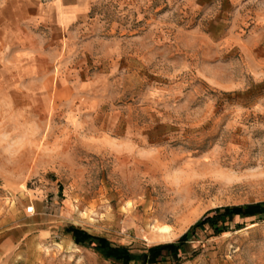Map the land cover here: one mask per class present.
I'll return each mask as SVG.
<instances>
[{
  "label": "rangeland",
  "instance_id": "374dc122",
  "mask_svg": "<svg viewBox=\"0 0 264 264\" xmlns=\"http://www.w3.org/2000/svg\"><path fill=\"white\" fill-rule=\"evenodd\" d=\"M14 10L0 9V264H119L68 229L143 253L264 204V0H96L65 29ZM219 230H197L180 264H264V214Z\"/></svg>",
  "mask_w": 264,
  "mask_h": 264
},
{
  "label": "trees",
  "instance_id": "16d2710c",
  "mask_svg": "<svg viewBox=\"0 0 264 264\" xmlns=\"http://www.w3.org/2000/svg\"><path fill=\"white\" fill-rule=\"evenodd\" d=\"M264 214V204H257L248 207H227L216 209L213 215L208 214L198 221L186 234L177 242L157 245L147 249L143 253H133L128 247L113 246L110 241L103 237H95L76 228H69L68 233L72 234L79 246L93 248L106 260H112L119 264H161L170 258L175 264H180L182 257L187 254V247L197 230L207 225L220 232L219 225L232 221L236 216H255ZM225 230V229H223Z\"/></svg>",
  "mask_w": 264,
  "mask_h": 264
},
{
  "label": "crops",
  "instance_id": "0c3cea01",
  "mask_svg": "<svg viewBox=\"0 0 264 264\" xmlns=\"http://www.w3.org/2000/svg\"><path fill=\"white\" fill-rule=\"evenodd\" d=\"M96 0H0V9H15L21 19L69 28L87 17Z\"/></svg>",
  "mask_w": 264,
  "mask_h": 264
}]
</instances>
